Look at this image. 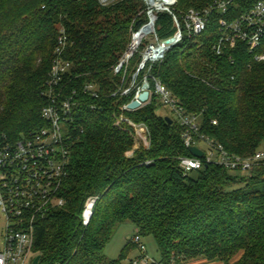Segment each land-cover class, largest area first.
I'll return each instance as SVG.
<instances>
[{"label":"trees","instance_id":"16d2710c","mask_svg":"<svg viewBox=\"0 0 264 264\" xmlns=\"http://www.w3.org/2000/svg\"><path fill=\"white\" fill-rule=\"evenodd\" d=\"M212 1L178 0L175 7L200 9ZM144 9L142 0L108 6L99 0H0V135L17 138L44 125L43 90L60 36L61 55L71 64L64 92L77 90L80 100L60 188L65 205L35 223L38 264H131L124 260L136 247L132 238L118 258L105 253L126 221L139 236L156 239V260L165 264H264V164L245 176L213 163L185 174L180 158L192 154L184 128L157 113L155 95L126 112L149 127L148 147L136 146L131 127L117 124L115 113L133 94L113 95L121 82L113 67ZM158 25L166 36L171 17L160 15ZM215 33L213 20L199 37L173 47L154 74L199 118L203 132L228 151L249 156L264 146V59H256L264 54V39L255 53L239 42L216 55ZM86 83L99 86V98L81 92ZM92 195L98 201L84 225L82 211Z\"/></svg>","mask_w":264,"mask_h":264},{"label":"built area","instance_id":"2783aa9c","mask_svg":"<svg viewBox=\"0 0 264 264\" xmlns=\"http://www.w3.org/2000/svg\"><path fill=\"white\" fill-rule=\"evenodd\" d=\"M110 1L100 0L103 5ZM142 1L145 4L143 18L132 31L128 47L113 67V74L121 75V82L113 95L125 98L133 94L132 101L140 92L148 90L149 98L141 107L155 95L161 104L170 108L173 118L184 128L182 139L185 146L189 150L194 146L203 151L201 157L191 153V156L180 158V167L185 174L210 163L250 174L264 164V146L249 156L228 151L220 141L202 131L199 118L187 112L154 74V69L173 47L199 37L213 20L216 40L212 50L216 55H222L239 42L245 43L249 51L255 53L264 39V0H213L203 8L187 10L176 9L178 0ZM161 14H168L172 19V31L166 36L159 34ZM63 41L64 36H60L56 57L43 90L47 98L41 110L44 125L17 138L0 135V210L6 219V231L0 245V264H34L37 218L65 205L60 188L70 161V140L77 129L80 100L77 90L64 92V80L71 64L61 55ZM136 56L138 62L131 67ZM256 59H264V54H256ZM81 92L94 98L101 95L96 83L84 84ZM130 102L121 106L120 115L115 113L117 124L131 127L136 146L148 147L150 129L143 122H134L126 114L136 110L128 108ZM216 123L213 121V124ZM98 197L92 195L86 200L81 215L84 225L89 224ZM132 242L139 249V255L131 259V264H165L149 257L137 233Z\"/></svg>","mask_w":264,"mask_h":264},{"label":"rangeland","instance_id":"374dc122","mask_svg":"<svg viewBox=\"0 0 264 264\" xmlns=\"http://www.w3.org/2000/svg\"><path fill=\"white\" fill-rule=\"evenodd\" d=\"M118 1H121V0H111L107 5H103V4L102 5L108 6V5L116 3ZM99 2H100V0H99ZM100 4H101V2H100ZM142 12L144 14V10ZM167 24L168 23H166L165 25H167ZM153 89H154V87H153ZM157 113L164 115V116L170 115V116L174 117L170 108L168 106L163 105V104L158 105ZM239 174L242 176H245L247 173H239ZM5 231H6V219H5V215L0 210V245L2 244V241L4 239L3 234ZM135 234H136L135 226L131 222L126 221L125 223L121 224L118 227V229L116 230L112 239L106 245L105 253H106L107 257L109 259L118 258L120 256L122 249L124 248L125 244ZM141 239L146 246L149 257L154 258V259H159L160 254L158 251V245H157L156 239L151 235L147 236V237H141ZM137 255H139V249L132 245L128 249L127 257L125 258L124 261L127 263L128 261H130L131 259H133ZM185 264H217V263H207V262H203L202 260H198V261H190V262L185 263Z\"/></svg>","mask_w":264,"mask_h":264},{"label":"water","instance_id":"95a60500","mask_svg":"<svg viewBox=\"0 0 264 264\" xmlns=\"http://www.w3.org/2000/svg\"><path fill=\"white\" fill-rule=\"evenodd\" d=\"M149 98V91L148 90H144L142 92L139 93L138 97L134 100H132L129 104H128V108L129 109H137L139 107H141L143 102H146ZM169 123H172V119H170L169 117L166 118ZM190 152L197 156V157H201L203 155V151L200 150L197 147L192 146L190 148ZM40 260L39 256H36L34 259V264H38Z\"/></svg>","mask_w":264,"mask_h":264}]
</instances>
